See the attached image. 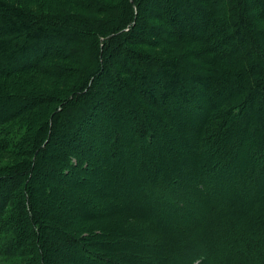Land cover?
I'll use <instances>...</instances> for the list:
<instances>
[{
  "label": "rangeland",
  "instance_id": "1",
  "mask_svg": "<svg viewBox=\"0 0 264 264\" xmlns=\"http://www.w3.org/2000/svg\"><path fill=\"white\" fill-rule=\"evenodd\" d=\"M9 1L42 17L46 15L101 16L98 15L101 13L95 12L94 8L89 7L92 5L90 0H86L87 2L81 5L79 0ZM94 1L98 5L102 4V6L106 4L108 9L114 10L117 8L119 10L124 6L122 0ZM194 2L197 3L198 8L201 7L206 13L204 9L208 7V4H205L203 0H194ZM233 3L234 1L229 0L228 3L221 1L219 5H214L215 14L211 19L215 25L218 24L217 20L221 16H226L230 5L232 6ZM209 6L212 8V5ZM144 7L145 5H143V10L138 16L137 27L133 26V29L131 28L128 32V36L131 37L126 39L127 42L124 40L118 42L123 49L118 53L115 52L117 54L113 56H105L111 72H119L117 75L119 78L115 80V75L111 76L107 69L100 74L104 79L101 83L105 88L98 94L101 97L106 96L107 98L108 96L109 102L116 104L117 114L112 112L110 107H108L109 110L107 108L101 110L102 108L98 107L99 115H95L96 118L90 122V124L95 123V129L100 125L107 130L111 128L113 131L112 133L108 132V138L118 136L120 143L115 153L106 152L109 145L101 141L103 138H99L96 133L90 138L89 135L84 134L85 131L80 130L78 132L80 136L83 135L85 139H92V148L97 154H100L96 160L91 159V154L86 152L88 147H81L83 149L81 153L84 154V157H78L77 153H74V150L65 144L66 141L62 143V138L56 137L52 138L47 148L36 156L38 162L36 159L34 168L38 174L33 173L32 176L35 175V177L32 183L34 186L37 183L35 189L39 190V196L34 213L35 216L38 213L37 218L40 217L44 222L39 236L48 235L51 241L50 245L46 246V250H42V254L39 252L38 258L40 255L39 260H44L46 264H104L101 262L102 256L108 254L110 255L109 258L118 260L117 264H152L156 260H158L157 264H199V251H202V255L208 260H212L211 264H219L223 250L236 253V249H234L235 240L232 236L223 235L219 239L220 245L217 243L216 251L208 252L209 250L206 249L210 248L201 241L203 235L201 229L195 228L190 234L182 229L188 226L192 219H196L199 224L207 226L206 220L201 218L203 211L207 209V205H213L217 208L216 214L212 218L214 221L223 219L231 212L234 216H238L239 225L248 227L252 233L257 234L256 232L264 229V104L257 101L256 97L254 98V105L248 103L247 107L244 106L242 102H247H245L246 87L239 88L236 96H243V99H237L239 103L230 109V114L224 118L227 122L226 128L229 129L233 123L234 125L231 126L227 136H220L211 125L204 126L208 119H210L208 124L214 118H217L215 122H220V125L222 122L219 119L221 113L213 112L209 108L207 90L198 88L201 92L196 97L198 108L192 104L180 102L164 109L151 107L140 99V96L134 91V83L131 82L128 73L123 72L117 64L121 61L129 64L132 61L130 56L125 57L127 51L140 55L142 63L148 62L147 60L152 59V57L165 60L167 57L178 58V56H183L185 52H190L183 49L184 52L178 47L186 45L187 49L190 50L200 48V50H196V53L205 54L203 59L208 61L204 65L206 68L204 70L219 76L221 75L220 69L226 70L227 68L234 72L237 68L236 63L241 59V63L245 64L244 61L249 58V49L256 48L260 68L264 71V0H244V3L241 4L244 14H247V27L244 29L248 35L245 39L231 41L232 47L225 42L218 44L225 47L223 51L236 52L233 60L229 55L218 56L217 51L209 49L208 45L210 44L205 41L207 36L204 34L210 33L212 35L210 38L212 44L219 42L220 37H225L227 34L223 32L214 33L213 29L216 27L209 29L202 37L196 27L190 30L193 33L192 36L186 34L188 32L180 33L172 30V34L166 35V40H152L156 38V35L163 37L165 34L150 31L147 29L148 26H156L165 31L169 30L165 27L168 22L163 18L162 10L163 16L160 13L158 16H154L155 7L154 9ZM166 11L164 10V13ZM142 24L145 27L140 26ZM128 29L126 28L124 31H128ZM183 29L185 30V28ZM86 33L84 32V36ZM195 36L200 37L192 39ZM138 38L149 40L151 46L136 44L137 41L134 40ZM77 46L79 49L74 48L73 50V61L52 59L48 63L50 69L65 74V76L55 77L52 72L46 74L33 71L8 80L1 79L0 89L2 88L6 93L10 91L11 87H16V91L24 88L26 94L39 91L46 94H56V97L59 98H63L62 96L69 93L71 95V91L74 89L72 84L75 82L73 76L79 69L78 67L89 60L92 53L90 46L86 43ZM188 56L191 57V55ZM192 61L201 65L205 62L200 60L199 55ZM192 61L183 58L181 63L189 68L188 70H192L194 74L197 72L195 71L197 66L189 63ZM262 76L264 77L263 74ZM119 79L120 81H118ZM92 81L90 80L88 85L92 84ZM96 83L99 82L96 81ZM218 86L224 94L235 93L233 85L222 84ZM93 90L98 92L96 88ZM111 91L113 95H110ZM60 92H62L61 95H59ZM13 99L15 101H12ZM22 99L23 97L0 99V121L1 118L8 116L9 113L6 112H11L10 107L17 108L22 103ZM32 109L35 110L37 107ZM238 110L239 113L236 112ZM126 111H129L134 118L137 115L142 117L144 112L147 113L150 117L148 119L152 126H155L157 134L160 133L159 136L152 138V141L136 136V133L130 130V123L126 120L128 118L125 114ZM48 115L49 111L47 112L45 108H42L36 110L34 114L33 112L27 113L22 120L16 119L17 121L11 127L13 134H10V137L18 139L17 136L23 134L26 142L24 146H26L31 142L32 137L29 135H31L32 130L38 128V125ZM114 115L115 117H113ZM85 120L82 125L80 123L81 128L89 127L88 120L90 119L85 118ZM28 122L30 123L28 124ZM8 123H4L3 120L0 122V134L2 128L7 127ZM202 124L204 128H199ZM27 125L33 128L27 130L28 127L24 128ZM176 137H181V142L175 141ZM196 137H198L197 144L195 143ZM85 139L84 146L90 145L89 140L86 141ZM77 144L79 141L75 145ZM194 152L197 153L194 154ZM12 153L13 151L8 152L0 149V166L14 165L26 159ZM41 160L43 166H41ZM45 160V166L47 164L54 166L53 164L59 161V172L57 170L46 171L44 168ZM72 163L76 166L73 174L67 171V169L70 170L69 166L71 165L69 164ZM170 175L178 180V182L171 184L172 192L170 191V193L176 199H173L174 202L169 199L170 193L167 192V196L163 194L162 196L160 189L158 190V186L162 182H166L164 180H169L163 178ZM181 183L182 185L183 183L186 184L181 188V191H184L181 192V195L188 197L190 190L196 193L195 200L201 207L200 209L198 206L193 208L190 203L192 202L191 196L189 199L185 197L186 200H181L182 198H178L177 194L173 192V188L179 187ZM150 185L153 188H150ZM10 187H12L11 184H9ZM29 187L32 186L24 181L22 188ZM6 188L8 187L4 185L0 190H7ZM186 190L189 191L188 194ZM14 196L15 192H11L9 195L11 198ZM5 207L3 215L6 216L9 215V209L12 206L8 204ZM184 208L188 211H184ZM43 213H49L51 216L47 214L49 217H45ZM187 214L191 216L186 217ZM58 230L77 239L84 238L85 249L75 248L73 251L67 249L63 243L58 241ZM108 237L121 241L116 245L117 247H113H116L115 250H106L104 245L108 244L107 242L110 240ZM41 238L43 237H40V241ZM4 239L5 237L0 234V264H34L37 262L34 249H29L32 254L24 248L26 250L23 251L24 254L17 252L13 255V252L5 250ZM148 239L151 240L148 241ZM160 239L162 241L167 240V243L160 244ZM185 240H190L193 243L186 252L183 251L182 247ZM59 248H62L63 251L54 253L55 249L59 250ZM94 254H97L98 257ZM244 264H249V261H244Z\"/></svg>",
  "mask_w": 264,
  "mask_h": 264
},
{
  "label": "trees",
  "instance_id": "2",
  "mask_svg": "<svg viewBox=\"0 0 264 264\" xmlns=\"http://www.w3.org/2000/svg\"><path fill=\"white\" fill-rule=\"evenodd\" d=\"M79 1L80 5L87 2L86 0ZM90 1L92 5L89 7L91 9L94 8L95 12L101 13L98 14L101 16L46 15L42 17L27 11L22 6L12 4L9 0H0V80H8L33 71H40L46 74L52 72L55 74V77H60L61 75L65 76V74L54 72L50 69L51 67L48 64L49 61L52 59H69L68 61H73V50L74 48L78 50L79 48L77 45L79 44H88L92 51L89 60L85 64H81L73 76L74 79L72 77V79L75 80L72 84V88L74 87V89L71 91V95H69L70 93L68 94L69 96L64 95L62 96L63 98H59L56 97V94H46L39 91L26 94L24 88L16 91V87H11L10 91L6 93L2 88L0 89V93L3 91L0 94V99L6 100L10 97H23L22 103L17 108L10 107L11 112H6L9 113L7 114L8 116L6 115L7 117H3V119L1 118L0 122L3 120L4 123H9L7 127L2 128L0 134V149L8 152L13 151V155L26 158L14 165L0 166V184H2L0 188H3L4 185L8 187L6 188L7 190H0V234L5 237L3 241L5 250L13 252V255L17 252L19 254H24L25 252L23 251L26 250L32 254V251L29 249H34L37 255V262L34 264H46L44 260H39L40 255L38 258V254L39 252L42 254V250L45 251L46 246H49L51 243L48 235L44 234L45 236H39L41 233L40 229H42L44 222L40 217L37 218L39 215L38 213L36 216L34 213V208H37L36 204L38 205L36 202L39 196V190H37V188L35 189L37 183H35V186L32 183L35 177V175L32 176L33 173L38 174V172H35L36 170L34 168L36 163L35 160L37 159L36 156L47 148L52 138L56 137L59 139L62 138V143L66 141L65 144H68V146L74 150V153H77L78 157H84V154L81 153L83 152L82 148L88 147L86 152L91 154V159L96 160L98 156L100 157V154H97L91 146L92 139L90 138H92L94 133H96L99 138L102 137L103 139L101 141L109 145V149L106 152L110 154L115 153L120 143L118 136L108 138V132L112 133L113 131L111 128L107 130L100 125L95 129V123L90 124V122L92 119L96 118L95 115H99L100 111L98 107H101V110L105 108L109 110L108 107H110L112 112L115 113L116 110H118L117 107H115L116 104L109 102L107 99L108 96L106 98V96L101 97V95L98 94L105 88L101 83L104 79L100 74L103 70L107 69V71L111 73V76L115 75V80L119 78V76H117L119 72H111L109 64L106 63L107 59L105 56H113L123 49L118 42L121 40L126 41L127 38L131 37L128 36V32H130L131 28L133 29V26L137 27L138 16L141 14L140 11L143 10V5H145L144 8L151 7L154 9L155 7L154 11L156 13H154V16H158L159 13L161 14L162 10L164 16L161 15L165 18V21L168 22V25H165V27L167 29L169 28V30L165 31L156 26H148L147 29H150V31L153 30L156 31V33L165 34L163 37H160V35H156L153 32L156 35V38L152 39L154 41L166 40V35L172 34V30L174 32L179 31L180 33L188 32L186 34L192 36L193 33H191L190 30L197 27L202 37L209 29L216 27L213 29L214 33L219 34L223 32L227 34L225 37H220L221 40L214 44H212L210 39L212 35L210 33L204 34L207 36L205 41L210 44L208 45L209 49L217 51L218 56L229 55L233 60L236 52L223 51L225 47H221L218 44L220 42H225L231 46V41L235 42V39H240L242 41L248 35L244 29L247 27V14H244L241 7L244 0H232L234 3L232 6L230 5L229 12H227L226 16H221L220 19L217 20L218 24L216 25L211 19L215 14L214 5H219L221 1L228 3L229 0H203L205 4H208V7L204 9L206 13L201 7L198 8L194 0H122L124 6L119 10L118 8L116 10L108 9L106 4L102 6V4H96L94 0ZM209 5H212V8ZM164 10L167 11L164 13ZM219 10L221 12V7ZM217 14H219L218 11ZM132 23L134 24L132 25ZM140 26L145 27L143 24ZM126 28H129L128 31H124ZM183 28H185V30ZM84 32H87L85 36ZM200 36L192 37V39ZM134 41H137L136 44L151 46V42L144 38H138ZM180 46H178L180 50L186 49V51L190 52L186 53L183 50L185 52L183 56H178V58L167 57L166 60L152 57V59L147 60L148 62L142 63L140 55L127 51L125 57L130 56L132 61L129 64L124 61L117 63L123 72L128 73L131 82L134 83V91L137 92V95L140 96V99L145 103L151 105V107H159L162 109L167 106H173L179 102L182 104H192L194 107L198 108L196 97L198 93H201L198 88H204L209 94L207 99L210 110L212 109L213 112L217 111V113H221L219 119L222 121L220 125V122H215L217 118H214V120L208 124L210 120L208 119L205 121L204 126L211 125L212 128L214 127V130H217L220 136H227L231 126L234 125L233 123L229 129L226 128L225 125L227 122L224 118H227L226 116L230 114L229 110L233 109L239 103L237 99H243V96H236L239 92V88L243 86L246 87L245 92H247V96L245 97V102H247H242L244 106L248 103L249 105H254V98L256 97L257 101L264 104V77L262 76V74L264 75V71L260 68V63L256 56V48L249 49L251 55L249 54L248 59H244L245 64H243V62L241 63L242 59L239 62L236 61L237 68L234 72L227 68L226 70L220 69L221 75L218 76L216 73L214 75L211 71L204 70L206 69L204 65H206L208 61L203 59L205 54L196 53V50H200V48L197 47L196 50H190L187 49L186 45ZM188 55H191V57ZM198 55L200 60L205 61L203 65L192 61ZM181 58L191 60L192 62L189 63H193L197 66L195 67V71L197 72L193 74L192 70H188L189 68L181 63ZM237 58L240 59L239 56H237ZM71 75H73V73ZM90 80L92 84L90 83V85H88ZM121 80L123 79L121 78ZM96 81L99 83H96ZM118 81H120V79ZM216 84L217 86H215ZM222 84L233 85L235 87L234 95L231 92L224 94L218 86ZM95 88L98 89V92L93 90ZM61 94L62 92H60L59 95ZM110 95H113V92L110 93ZM17 100L20 99L17 98ZM12 101H15V99ZM35 106L37 109H32ZM42 108H45L47 112L49 111V115L38 125V128L32 130L31 135H29V137H32L29 144L24 146L26 142L23 138V134L21 136L15 135L18 139L10 137V134H13L11 127L14 122L17 121L16 119L19 118L18 120H22L27 113L33 112L34 114L36 110ZM236 112L239 113L240 111L238 110ZM125 114L128 116L126 120L130 123V130L136 133V136L151 139V141L152 138L159 136L160 133L157 134L154 128L155 126H152V123L148 119L150 117L147 113L144 112L143 116L141 114L142 117L137 115L135 118L131 116L129 111H126ZM113 117H115V115ZM85 118H87V120L90 119L88 120L89 127L81 128L80 123L82 125V122L86 121ZM29 123L30 122H28V124ZM204 126L202 124L199 128H204ZM26 127H28V125L24 128ZM31 128L33 127H28L27 130ZM80 130L85 131L84 134L89 135L90 138L85 139L83 135L80 136L78 133ZM25 137L29 138L28 136ZM84 139L86 141L89 140L88 142H90V145L86 144L84 146ZM180 139L181 137H176L175 141L179 143L181 142ZM183 139L186 140L185 138ZM196 139L195 143L197 144L198 137H196ZM77 141H79V144L75 145ZM196 153L197 152H194V154ZM56 162L53 164L54 166H50L51 164L45 166V160V170H57V172H59V161ZM42 163L43 161L41 160V166H43ZM69 165H71L69 166L70 170L67 169V171L73 174L76 166L73 163ZM171 177L170 175L163 178L169 180H164L166 182H162V184L158 186L161 195L167 196V192H172L171 184L173 182H178L176 178ZM24 181H26V183L28 182L32 187L23 189L22 185ZM192 181L194 180L192 179ZM9 184H11L12 187L9 188ZM152 185H150V188H153ZM184 185L186 184L183 183L182 185L181 183L179 187L173 188V192L177 194L178 198H182L181 200H186L185 197H187L186 195H181V192H184L181 191ZM186 191L188 194L189 191ZM11 192H15L13 198L9 197ZM189 196H191L192 202L190 203L193 205V208L198 206V209H200L201 207L195 200L196 193L190 190ZM189 196L187 199H189ZM254 196L257 197V195ZM169 199L176 200L173 198L172 193H170ZM8 204L12 207L9 209V215L5 216L3 215V211L4 207ZM186 208H184V211H188L185 210ZM216 211V207L207 205V209L203 211L201 217L206 220L207 226H203L199 224L196 219H192L188 226L182 228L183 231L190 234L195 228L201 229L203 233L201 241L205 242V245L210 248L206 249L207 251L209 250L208 252L216 251L217 243L220 245L219 239L222 238L223 235L232 236L235 240L234 249H236V253L225 252L222 249L223 252L219 264H244L246 260L249 261V264H264V229H261L260 232H256L257 234L252 233L248 227L240 226L238 216H234L231 212V215L228 214V216H224L223 219L214 221L212 218L214 214H216ZM43 214L45 217L51 216L49 213ZM47 214H49V216ZM189 215L190 214H187L186 217ZM52 217L55 216L52 215ZM57 234L58 241L63 243L67 249L71 251L75 248L85 249L84 238L77 239L59 230ZM40 237H43L41 241ZM108 238L110 239L107 242L108 244L104 245L106 250H115L117 247L116 245L121 243V241L116 238ZM150 240L151 239H148V241ZM163 242L167 243V240H159L160 244ZM192 244L190 240H185L182 246L183 251H188ZM114 246L116 247L113 248ZM24 248H26V250ZM58 251L62 252L63 250L62 248H59V250L55 249L54 253H58ZM198 254L200 263L211 264L212 260L210 261L204 257L202 251H199ZM94 255L98 257L97 254ZM109 257V254L102 256L101 262L104 264H109L111 262L112 264L118 263V260ZM157 261L158 260L152 264H157Z\"/></svg>",
  "mask_w": 264,
  "mask_h": 264
}]
</instances>
